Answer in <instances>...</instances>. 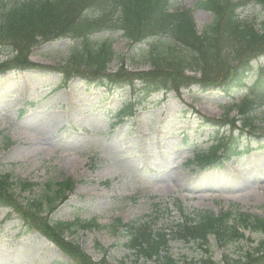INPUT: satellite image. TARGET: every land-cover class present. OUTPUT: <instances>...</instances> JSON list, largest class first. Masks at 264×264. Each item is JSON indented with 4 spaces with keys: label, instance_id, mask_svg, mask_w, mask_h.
<instances>
[{
    "label": "rangeland",
    "instance_id": "1",
    "mask_svg": "<svg viewBox=\"0 0 264 264\" xmlns=\"http://www.w3.org/2000/svg\"><path fill=\"white\" fill-rule=\"evenodd\" d=\"M201 1L173 3L179 9L192 10L197 29L203 33L213 14L200 7ZM240 15L258 25L264 22V10L249 0ZM94 39L112 41L118 57L123 58L111 64L109 73L119 71L122 62L129 71L154 69L145 56L153 40L131 46L120 32L102 33ZM8 43L0 46V65H12L17 56L15 47ZM78 44L79 39L60 38L28 53L33 64L30 69L0 70V95L12 96L0 101V174L11 173L17 182L37 183L27 191L15 188L19 210H28L30 201L43 196L55 200L56 184L74 180L75 188L42 219L50 223L97 219L105 228L79 231L74 237L66 234L65 239L79 244L95 261L107 256L112 264L136 260L126 247L125 229L120 230L119 221H148L152 228L162 229L165 219H178L180 212L211 211L218 215L231 210L264 217V102H257L261 106H255L252 114L256 133L247 130L242 134L241 122H235L240 117L237 106L250 89L243 86L229 96L220 91L203 92L193 86L195 80L187 78L197 77L202 82L218 79L215 75L220 74V66L217 72H186L185 83L192 85L155 95L135 118L121 123L118 112L136 97L131 91L110 96L81 79L65 85L61 70ZM246 55L241 51L233 56L226 50L223 63L236 69ZM251 63L254 68L248 75L252 76L245 80L249 86L256 82L264 55ZM28 79L33 81L32 92L25 94L21 89ZM70 115L73 117L68 120ZM203 117L225 124L207 127ZM50 121L53 126L46 124ZM232 135L242 146L240 157L215 170L203 171L196 165L195 150H208L218 138ZM247 147L253 152L246 154ZM17 212L0 204V264H78L41 232L24 227L22 214ZM260 238L247 232L244 241L223 249L212 240L208 257L222 264L223 255L237 258ZM171 249L179 264L200 261L204 254L195 244L179 241H172Z\"/></svg>",
    "mask_w": 264,
    "mask_h": 264
},
{
    "label": "trees",
    "instance_id": "2",
    "mask_svg": "<svg viewBox=\"0 0 264 264\" xmlns=\"http://www.w3.org/2000/svg\"><path fill=\"white\" fill-rule=\"evenodd\" d=\"M250 1L264 10V0ZM245 2L201 1L200 7L210 11L214 18L200 34L191 11L175 8L173 0H0V46L9 42L15 47L17 56L12 68L30 69L33 64L28 53L34 47L64 37L79 39L80 44L71 50L66 66L61 70L63 75L67 81L79 78L91 86L106 89L111 95L132 90L137 98L119 111L117 116L121 121L133 117L135 108L145 106L155 94L186 87L190 84L185 83L187 78L195 80L204 91L218 85L217 88H226L225 92H229L227 84L250 68L251 59L264 55V22L258 25L241 18L240 10ZM113 32H120L131 46L153 40L150 52L145 56L154 69L129 71L122 62L119 71L109 73L111 64L116 59L123 61V58L118 57L112 41L99 42L94 37ZM226 50L233 56L240 55L241 51L247 55L236 69L227 68L223 63L226 62ZM6 66L7 63L0 65V70ZM220 66V74L215 75L218 79L202 82L197 77L186 78V72H217L216 68ZM254 91L264 93V84ZM247 100L238 106L240 117L235 118V122H241L242 132L249 130L255 134L252 117L255 102ZM206 122L219 128L225 124L211 119H206ZM240 148L234 136L218 138L208 150H197L195 160L199 165H214L229 160L233 154L239 155L236 151ZM15 180L11 173L0 174V204L22 214L28 229L35 228L41 232L78 264H112L107 256L95 261L79 244L65 239L66 234L74 237L79 231L105 228L97 219L77 218L72 222L58 223L42 219L47 210L55 209L59 201L65 200L66 193L75 188L74 180L58 182L55 200L43 196L30 201L26 211L19 210L15 202V188L27 191L37 183ZM48 187L52 190V185ZM179 214L178 219L163 218L165 224L162 229L152 228L148 221L137 220L127 224L119 221L120 230L125 229L122 233L125 234L126 247L134 253L136 260L133 263L122 260L118 264H179L172 253V241L195 244L204 252L200 261L190 264H217L208 257L212 240L223 249L244 241L247 232L259 234L261 238L237 258L223 255L222 264H264V217L231 210L218 215L211 211ZM103 252L105 254L107 250Z\"/></svg>",
    "mask_w": 264,
    "mask_h": 264
},
{
    "label": "bare ground",
    "instance_id": "3",
    "mask_svg": "<svg viewBox=\"0 0 264 264\" xmlns=\"http://www.w3.org/2000/svg\"><path fill=\"white\" fill-rule=\"evenodd\" d=\"M32 84H33V81L32 80H24L23 81V87L21 89V92L22 93H25V94H28V93H31L32 92ZM29 88V89H28ZM4 90V89H2ZM12 96L11 95H0V101L3 102V101H6L8 100L9 98H11ZM72 115H70L68 117V120L72 119ZM46 124L50 125V126H53L54 125V122L50 121V122H47Z\"/></svg>",
    "mask_w": 264,
    "mask_h": 264
}]
</instances>
